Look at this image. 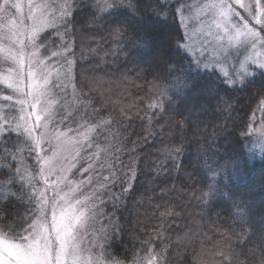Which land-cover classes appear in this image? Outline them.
Segmentation results:
<instances>
[{
  "label": "trees",
  "instance_id": "obj_1",
  "mask_svg": "<svg viewBox=\"0 0 264 264\" xmlns=\"http://www.w3.org/2000/svg\"><path fill=\"white\" fill-rule=\"evenodd\" d=\"M132 2L135 14L125 5L101 13L97 0H73L65 29L74 83L87 105L81 111L91 123L108 121L97 141L112 153V167L101 152L95 172L115 174L108 193L118 198L103 197L106 215L99 223L109 230L104 253L120 264L137 258L145 264L149 256L156 264H207L221 259L212 255L220 249L241 260L255 250L258 259L264 155L251 151L248 132L264 112V70L229 84L176 47L186 44L180 15L193 10L190 0ZM118 27L127 28L129 39L116 38ZM95 76L106 85L93 83ZM0 192V206L7 205L0 215L17 219L24 212L19 185Z\"/></svg>",
  "mask_w": 264,
  "mask_h": 264
},
{
  "label": "snow or ice",
  "instance_id": "obj_2",
  "mask_svg": "<svg viewBox=\"0 0 264 264\" xmlns=\"http://www.w3.org/2000/svg\"><path fill=\"white\" fill-rule=\"evenodd\" d=\"M116 5L138 12L132 0H97L101 13ZM24 7L20 0H0V190L18 184L17 199L24 206V212L10 222L9 216L0 215L5 221L0 225V264H103L84 240L91 231L92 244L103 254L101 242L109 239V230L96 225L106 215L104 195L118 198L108 193L117 177H102L101 183V177L85 179L83 173L94 171L91 160L101 152L106 166L112 167L108 163L112 153L97 141L108 121L91 123L81 111L87 105L74 83V62L66 55L71 45L62 42L57 46L61 50H55V41L41 36L69 15L68 0H28L26 16L21 15ZM159 10L164 13V6ZM200 11L207 15L202 23L212 37L214 51L246 53L235 73L238 79L243 81L246 74L264 69V0H208ZM25 19L31 24H25ZM114 34L117 39L130 37L123 27ZM57 35L63 40L59 29ZM176 47L187 49L188 45L177 43ZM215 63L220 65L219 59ZM221 71L229 84L236 82L222 65ZM260 133L264 135V123ZM93 147L97 152L87 155L86 149ZM85 159L89 167L74 173ZM134 176L132 170L129 182ZM6 208L0 206V213ZM260 241L258 259L255 250L247 254L250 259L241 260L230 250L220 249L212 255L221 259L207 264H264V236ZM135 264H140L139 258ZM147 264H156L155 258L149 256Z\"/></svg>",
  "mask_w": 264,
  "mask_h": 264
},
{
  "label": "rangeland",
  "instance_id": "obj_3",
  "mask_svg": "<svg viewBox=\"0 0 264 264\" xmlns=\"http://www.w3.org/2000/svg\"><path fill=\"white\" fill-rule=\"evenodd\" d=\"M34 2H39V0H34ZM207 2H208V0H190V2H188V3L193 7V10L188 14L184 13V11H182V13L180 15V18L183 17L182 27H183L184 34L186 37V45H188L186 50L192 56H194V60L198 66L204 68L203 67L204 63H209L210 64L209 69H215L220 74L223 75V72L221 71V65H222V67L229 72V75L232 77L233 80H235L236 82H238V81L242 82L240 79H238L235 76V73L238 69L239 61L244 59V55H246V53H237L234 49L231 50L230 54L221 53L219 51L213 50L214 49V42L212 41V37L208 36L206 34L207 29L205 27V24L202 23V21L207 20V15H206V13H201V11H200L203 4L207 3ZM20 3L25 6L23 8V12L21 13V15L26 16L27 15L26 5L28 3V0H20ZM68 3L71 5V10L69 12V15L67 17H65L63 21H61L57 24V28H46L44 30V32L41 33L42 37H47V38L55 41V45H54L55 50H61L57 46L59 44H61L62 42L68 43V40L66 39L65 29H66V25L68 24V20L70 19L71 15L73 13V9H74L73 0H68ZM13 13H15V10H13ZM56 15L59 16V12H57ZM25 24H31V21L25 19ZM57 29H59V32L63 35V40H61V37L57 35ZM49 55H50V53H49ZM66 55H67V53H66ZM225 55H227V59L224 58ZM55 59L56 58L53 57V63L55 62ZM217 59H219L220 65L215 63V61ZM198 61H199V64L197 63ZM73 72H74V65H73ZM247 75L248 74H246L245 77H247ZM226 79H228V78H226ZM90 80H93V83L97 82L101 87L103 86L102 85L103 79L99 76H95L93 78H90ZM103 84L106 85L105 82H103ZM262 123H264V112L259 111V113L256 116H254L251 128L248 132V135L251 138L252 137L254 138V139L252 138L253 142L251 145V151L255 155H257L256 158H261L264 155V135H261V133H260ZM86 152H87V155H89V156H91L94 153L91 148L86 149ZM97 160H98L97 157H94L91 160V164L93 165L94 171L90 170L89 172L83 173V178L86 179L89 176H92L93 178L96 177L95 170H96ZM27 162H28L29 166H31L33 163V161L31 159H29V161H27ZM81 164H84V165L80 169L79 167L81 166ZM81 164H78L76 169L79 168V170H82L83 168L89 167V161L87 159L82 161ZM76 169H73V172ZM102 177H105V176H102ZM77 178H79V177H77ZM1 193H3V192H0V194ZM193 211L194 210H192L191 214L194 213ZM201 226L204 227V224H202L200 226L197 225V232L200 231ZM101 227H102L101 224L97 223L96 228L99 229ZM96 235H98V233ZM93 239H94L93 233L90 231V233L85 237V240H84L85 246L92 248V255L93 256H99L101 261L103 262V264H116L117 260H115V259L113 260L109 256H106L104 251H103V254H101L100 249L98 247H95L92 244ZM183 239L184 238H182V240H180V242H182V241H186V243L188 242L187 237L185 238V240H183ZM189 241L191 242L192 239ZM145 264H147V262Z\"/></svg>",
  "mask_w": 264,
  "mask_h": 264
}]
</instances>
